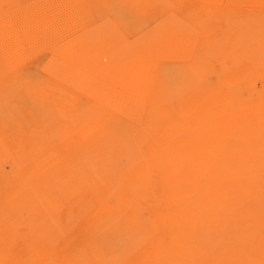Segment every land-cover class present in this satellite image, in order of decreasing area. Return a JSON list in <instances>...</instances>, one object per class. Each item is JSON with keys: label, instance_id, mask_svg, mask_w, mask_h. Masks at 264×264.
<instances>
[{"label": "rangeland", "instance_id": "374dc122", "mask_svg": "<svg viewBox=\"0 0 264 264\" xmlns=\"http://www.w3.org/2000/svg\"><path fill=\"white\" fill-rule=\"evenodd\" d=\"M0 264H264V0H0Z\"/></svg>", "mask_w": 264, "mask_h": 264}, {"label": "bare ground", "instance_id": "6f19581e", "mask_svg": "<svg viewBox=\"0 0 264 264\" xmlns=\"http://www.w3.org/2000/svg\"><path fill=\"white\" fill-rule=\"evenodd\" d=\"M44 4V3H43ZM174 19V18H173ZM167 20V19H166ZM177 20V19H176ZM164 21V20H163ZM168 21V20H167ZM179 21V20H178ZM165 22V21H164ZM179 23V22H178ZM186 29V28H185ZM175 38V37H174ZM100 40V39H99ZM180 41V40H179ZM188 42V41H187ZM179 44V43H178ZM177 46V45H176ZM182 46V45H181ZM183 47V46H182ZM181 48V47H180ZM188 49V48H187ZM193 49V48H192ZM121 53V52H120ZM185 54V52H184ZM110 86V85H109Z\"/></svg>", "mask_w": 264, "mask_h": 264}]
</instances>
